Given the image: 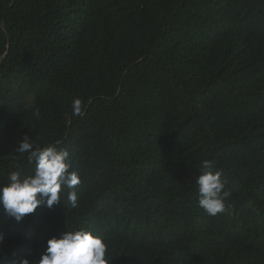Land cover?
<instances>
[{
	"label": "trees",
	"instance_id": "1",
	"mask_svg": "<svg viewBox=\"0 0 264 264\" xmlns=\"http://www.w3.org/2000/svg\"><path fill=\"white\" fill-rule=\"evenodd\" d=\"M25 135L69 151L77 206L0 209V264L80 228L110 264H264V0H0V184L32 174Z\"/></svg>",
	"mask_w": 264,
	"mask_h": 264
},
{
	"label": "clouds",
	"instance_id": "2",
	"mask_svg": "<svg viewBox=\"0 0 264 264\" xmlns=\"http://www.w3.org/2000/svg\"><path fill=\"white\" fill-rule=\"evenodd\" d=\"M73 115H82V101L74 98ZM39 117V111L35 112ZM20 154H27L29 164L35 168L31 175L22 176L19 171H12L5 184H0V209L4 214L20 222L25 215L33 213L38 206L51 208L62 201V188L67 201L72 207L77 206L76 186L80 183L77 171L70 170V153L67 149H59L53 144L45 147L35 146L30 137L25 135L17 149ZM204 171L197 178L198 204L210 216L225 210L223 192L225 181L222 172L211 170V162L203 160ZM3 234L0 233V241ZM108 243L105 237L93 230L80 228L65 231L59 237L53 236L46 242L45 251L38 264H110ZM19 264H29L26 257L19 259Z\"/></svg>",
	"mask_w": 264,
	"mask_h": 264
}]
</instances>
